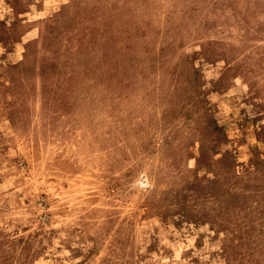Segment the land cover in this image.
Masks as SVG:
<instances>
[{
  "label": "rangeland",
  "instance_id": "obj_1",
  "mask_svg": "<svg viewBox=\"0 0 264 264\" xmlns=\"http://www.w3.org/2000/svg\"><path fill=\"white\" fill-rule=\"evenodd\" d=\"M0 264H264V0H0Z\"/></svg>",
  "mask_w": 264,
  "mask_h": 264
}]
</instances>
